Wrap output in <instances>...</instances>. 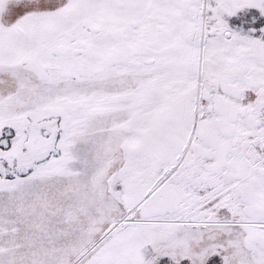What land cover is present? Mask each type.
I'll return each instance as SVG.
<instances>
[{"label":"snow or ice","instance_id":"obj_1","mask_svg":"<svg viewBox=\"0 0 264 264\" xmlns=\"http://www.w3.org/2000/svg\"><path fill=\"white\" fill-rule=\"evenodd\" d=\"M0 264H264V0H0Z\"/></svg>","mask_w":264,"mask_h":264}]
</instances>
